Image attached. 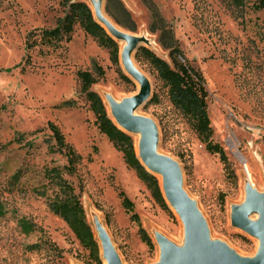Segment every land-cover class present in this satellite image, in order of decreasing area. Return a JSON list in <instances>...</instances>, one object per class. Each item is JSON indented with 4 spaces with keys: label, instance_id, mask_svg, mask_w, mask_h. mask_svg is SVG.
Segmentation results:
<instances>
[{
    "label": "rangeland",
    "instance_id": "1",
    "mask_svg": "<svg viewBox=\"0 0 264 264\" xmlns=\"http://www.w3.org/2000/svg\"><path fill=\"white\" fill-rule=\"evenodd\" d=\"M79 1L90 6L95 20L117 42L118 64L111 49L79 25L72 39L56 49H28L30 34L57 27L68 7L62 0H0V264H96L68 224L49 208L59 187L46 172L67 163L52 150L49 122L59 126L82 156L77 172L63 176L84 206L102 264L108 242L121 264H162L164 241L177 249L186 246V224L160 181L167 206L101 132L91 103L81 93L78 71L94 72L98 81L92 89L111 119L112 96L119 101L113 104L135 96L139 83L124 61L134 42L127 37L137 41L130 58L151 86L138 116L156 124L159 150L180 165L184 189L207 224L211 245H224L240 259L256 258L261 240L238 226L235 215L252 203L248 219L260 222L264 217V10L255 9L254 0ZM100 17L126 37L120 38ZM161 39L177 44L202 72L213 129L210 140L224 148L227 163L207 150L206 140L174 106L145 55L147 49L171 63ZM121 193L133 202L132 210L124 206ZM23 218L34 224L29 233L20 226ZM32 245L38 247L28 248Z\"/></svg>",
    "mask_w": 264,
    "mask_h": 264
},
{
    "label": "trees",
    "instance_id": "2",
    "mask_svg": "<svg viewBox=\"0 0 264 264\" xmlns=\"http://www.w3.org/2000/svg\"><path fill=\"white\" fill-rule=\"evenodd\" d=\"M62 1L68 7L65 18L60 20L58 26L54 29L42 30L40 33L32 32L29 36V40L32 41L28 42V49L38 45L56 49L64 41L69 42L72 39L74 27L79 25L87 34L97 39L101 45L109 47L113 61L118 64L119 47L117 42L95 20L90 6L86 2L79 0ZM121 8L124 9L122 5ZM254 8L264 10V0H254ZM164 32L171 34L172 38L170 29H166ZM161 41L170 50L171 63L162 60L147 49H145V55L156 69L159 78L168 87L169 97L174 106L185 114L194 130L206 140L207 150L210 153L219 154L221 161L227 163L228 157L224 148L210 140L213 129L208 113V90L206 89V81L202 72L190 64L177 44H167L163 39ZM96 69L98 74H103L101 67H96ZM77 76L81 83V93L91 103V108L98 118L101 132L107 135L118 151L124 153L126 163L135 169L144 181L154 186L156 197L163 205L167 206L159 180L147 172L138 159L133 138L119 129L113 122L108 116L102 98L92 89V86L98 81L95 73L88 70H80ZM124 78L127 82H132L125 75ZM48 127L55 139V145L52 148L53 152L64 156L67 161L63 169L54 167L46 172L50 182L55 183L59 187L58 194L49 202V208L68 224L82 246L89 251L90 262L102 264L99 245L90 224L87 222L84 206L79 196L75 194L71 183L63 176V172L70 175L77 172L78 166L82 162V156L66 141L65 135L57 124L49 122ZM36 192L41 196H45V191L43 190L36 189ZM121 194L124 196V206L132 210L133 202L124 193ZM134 218H138V216L134 215ZM20 226L25 233H29L34 229V224L24 218L20 220ZM37 247L38 245H32L28 248L35 249Z\"/></svg>",
    "mask_w": 264,
    "mask_h": 264
},
{
    "label": "water",
    "instance_id": "3",
    "mask_svg": "<svg viewBox=\"0 0 264 264\" xmlns=\"http://www.w3.org/2000/svg\"><path fill=\"white\" fill-rule=\"evenodd\" d=\"M100 21L113 29L110 22L103 17H100ZM113 30L120 38L126 37L115 29ZM127 38L132 40L134 44L127 49L124 61L130 74L141 83L142 89L134 97L126 99L120 104L114 103V113L128 131L144 134L142 143L144 163L140 162L145 169L150 171V174L161 173L165 175L166 198L181 215L188 231V241L183 249H177L167 241L163 242L164 259L162 264H264V217L260 222H252L248 219V214L254 206L252 203L236 212L235 223L261 240L257 257L254 259H240L224 245H211L207 224L198 210L197 204L184 189V179L180 165L172 158L158 154L160 146L158 127L148 118L133 116V113L149 99L151 86L148 79L136 68L130 58V53L137 47V41L132 37ZM119 129L121 128L119 127ZM241 156L240 161L246 169V160L243 155ZM106 258L110 264H121L111 242L107 243Z\"/></svg>",
    "mask_w": 264,
    "mask_h": 264
},
{
    "label": "bare ground",
    "instance_id": "4",
    "mask_svg": "<svg viewBox=\"0 0 264 264\" xmlns=\"http://www.w3.org/2000/svg\"><path fill=\"white\" fill-rule=\"evenodd\" d=\"M139 83V87H138V90L136 92L135 95L139 94L141 89H142V85L140 82ZM112 100H116V98L114 96H112ZM113 101H111V105H110V112H111V117H112V120L114 121V123L120 127L122 130L126 131L132 138H135V150H136V153H137V156L139 158L140 161H142L144 163V159L142 157V143L144 141V134L142 132H130L128 131L121 123L120 121L118 120L117 116L115 115L114 111H113ZM117 101V100H116ZM119 102V101H117ZM110 103V102H109ZM139 115L138 113V110H136L134 113H133V116L134 117H137ZM158 154L160 156H165L160 150L158 151ZM247 168V166H246ZM245 172L247 174V177L249 179V182L251 184V186L254 188L255 185H254V181H253V176L251 173H249L247 171V169H245ZM156 177L158 178V180L160 181V184L165 192V175L164 174H161V173H155ZM188 194V193H187ZM102 252L104 253V250L102 249ZM104 264H110L109 263V260L107 258L104 259Z\"/></svg>",
    "mask_w": 264,
    "mask_h": 264
}]
</instances>
